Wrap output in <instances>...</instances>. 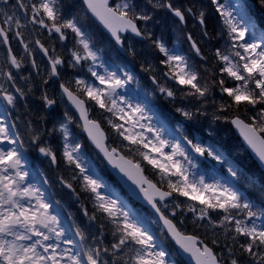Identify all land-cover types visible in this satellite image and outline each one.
I'll return each mask as SVG.
<instances>
[{"label":"snow or ice","instance_id":"obj_1","mask_svg":"<svg viewBox=\"0 0 264 264\" xmlns=\"http://www.w3.org/2000/svg\"><path fill=\"white\" fill-rule=\"evenodd\" d=\"M85 2L91 12L120 44H123L121 32L130 31L141 36L142 32L136 21L152 19L150 15L137 14L136 5L132 3V0H122L114 7L109 5V0H85ZM213 2L219 8L218 0H213ZM4 3H7V0H4ZM19 7L25 8L27 15V7L22 2L19 3ZM29 7L31 9V23L43 26L50 33L55 31L61 39L65 38L62 29H70L79 37L83 54L73 52L72 56L76 64L82 60H91L95 67H103V63L97 64L99 56L93 50L89 38L86 37L78 22L75 19H60L57 0H38L37 3H31ZM154 7H166L180 21L185 20V13L174 7L172 3L161 4L158 2ZM187 11L191 13L192 9ZM203 16L204 14L201 12V24L204 23ZM14 19L13 16L6 18V22L10 26L9 30H11ZM46 20L50 21L51 24L46 23ZM225 23L230 40L233 42L232 50L228 54H223L217 50L216 56L223 62L221 72L237 83L233 87H224V79L219 81L221 91L232 100L231 104L222 105L221 110L226 111L228 107L239 108L243 103L252 106L255 111L256 105H264V33L257 37L255 26L251 23L250 18L243 14L238 19H234L229 12L226 14ZM15 24L17 31L14 35L21 37L23 43L22 34L18 29L24 25H21L19 20H15ZM0 37H2L3 43H8V31L2 26H0ZM188 39L192 41V47L199 55L200 48L196 45L195 40L192 39L191 35ZM36 43L40 44V41L37 40ZM155 43L166 58L161 61L169 68V72L165 75H170L176 84L189 88L190 91L186 95L203 97L209 91L208 85L203 84L198 79V73L189 65L187 58L170 51L163 42L156 41ZM40 47L47 55L48 49L44 48L42 44ZM24 48L27 51L28 45L24 44ZM9 52H11L10 47ZM49 59L51 60L52 74L57 75V66L62 65L63 60L52 57ZM10 60L17 69L20 68L21 65L15 56H11ZM89 71L99 84L78 79L76 80V85L79 86L78 91L82 92L87 100L94 102L100 109L112 113L113 116L123 121V123H116L109 119L108 123L131 145H139L146 149L141 153L143 159L149 165L159 169L162 175L169 177L167 181L168 191L161 190L156 184L148 180L143 175L144 170L139 163L127 160L124 156L119 155L115 148L108 149L105 144L106 136L100 123L89 119L88 109L85 106L86 99L80 98L68 87L61 85L64 93L79 109L80 116L84 121L83 127L92 142L100 148L114 167L118 168L139 188L156 213L159 214L168 232L180 248L190 254L195 259L196 264H220L219 258L212 248L198 237L183 233L168 216L164 215L161 207L167 208V204L158 206L157 197L162 202L172 197L173 193H177L179 196L194 201L198 200L200 204L204 205L199 210L200 220L206 217L210 220V211L222 212L224 215L220 226L223 227L225 222L234 224L235 233L249 238V242L246 245H241V247L254 259L259 257L257 264H264V254L254 251V248H264V226L258 228L255 223L251 226L248 223L253 218L264 217V210L259 213L254 211L251 202L246 200L243 194L234 187L207 184L203 177L196 178L195 174L190 173L185 166H194L189 150L178 141L172 142L163 139L161 136L162 129H154L151 124L141 123L145 119V108L139 104H131L119 91L134 79L131 74L124 72V78H121L116 71H108L107 69H105V74H99L94 70V67H90ZM7 75L8 79L11 80L12 74L9 72ZM16 91L21 96L23 95L20 89H16ZM160 91L166 93L168 97L175 95L170 89L160 88ZM0 95L7 101L8 105L14 106L16 101L14 95L3 89H0ZM45 99L48 105L55 103L54 100L47 99V97ZM178 111L188 119H192L195 115L183 109H178ZM220 118L219 116L216 117V119ZM231 123L240 130L248 145L255 151L259 160L264 163V135H261L264 134V107H261L255 115L250 117L247 123L239 116L232 118ZM125 124L128 125L127 128ZM137 125L142 131H135ZM14 128L15 125H9L4 118L0 117V264H109L108 260L101 259V249H85L82 243L69 238L68 231L71 230V227L66 229L61 224L59 202L46 199L38 187L28 183L29 172L26 169L27 160L23 154V141L19 134L13 131ZM145 128L148 133L153 134L152 139L144 134L143 129ZM62 130L65 133V138H67V127L64 126ZM32 139L39 141L40 137L34 135ZM183 139L191 146V150L200 156L207 154L215 160H222V155L214 146L194 143L187 137H183ZM5 145H11V147H5ZM165 148H169L170 151L166 153ZM79 150V145L71 150L66 147L63 155L69 163L75 164L76 168L80 169L85 186L96 194L99 201L97 207L113 218L114 222L122 217V226H118L122 235L118 243L112 245L114 251H122L126 247L131 253V264H169L166 250L157 242L146 226L137 219H133L134 214H130V211H124L126 205L100 196L98 189L105 187V185L98 179H93L92 176L84 174L87 170L82 166L79 156L73 155V153H79ZM39 152L50 157L52 163L56 162V155L50 148L39 147ZM229 171L233 176L236 175V171L233 169L229 168ZM190 175L193 177L192 179H189ZM171 177L177 179L173 181ZM68 187L71 188V184ZM204 193H210V195L202 199ZM176 207L179 205L177 204ZM188 211L195 213L197 208L192 205L189 206ZM175 214V211L171 213L173 216ZM74 234L80 238L81 242L84 240V235L79 227L75 228ZM62 244L71 247H62ZM103 252L107 253L108 249H103ZM231 264H237V261L233 259Z\"/></svg>","mask_w":264,"mask_h":264},{"label":"trees","instance_id":"obj_2","mask_svg":"<svg viewBox=\"0 0 264 264\" xmlns=\"http://www.w3.org/2000/svg\"><path fill=\"white\" fill-rule=\"evenodd\" d=\"M112 1L122 2V0ZM219 1L226 2L225 0ZM238 1L244 2L248 8L247 14L255 26V34L264 33V0ZM37 2L38 0H30V3L25 5L27 7L26 15L19 7L17 0H7V3H4V0L0 1L2 25L7 29L10 27L6 18L12 16L13 11L17 12V20L20 24L24 25L18 29L22 34L23 43L21 37L16 40L13 37L15 19L11 24V30H8L11 48L21 64L19 70L12 71V81L15 87L23 92L21 98H17L15 101L14 106L8 107L10 124L15 125L13 131L18 133L23 141V152L25 157L29 158L28 170L34 175L39 173L43 176L49 187L46 189L47 198L59 202L61 224L73 228L79 227L84 235V240H88V242L96 240L97 246L102 250L107 248L108 252L104 254V257L109 261V264H131V253L126 247L122 251H114L112 248V245L117 244L122 235L118 230V226H122L121 223L118 219L114 222L113 218L97 207L98 202L90 189L85 186L79 168L64 158L61 126L67 127L71 143L80 146L81 152L96 168L102 179L108 184H118L90 147L77 118L60 94L61 85L64 84L80 98L86 99L83 93L78 91L79 86L76 85L78 78L90 79V77L85 70H80L71 55L79 48L75 33L70 29H63L67 36V44L62 45L48 29L31 23L29 6L31 3ZM158 2L161 4L172 3L174 7L181 9L185 13V24L182 25L174 19L166 7H154ZM57 3L60 19H75L85 32L86 37L89 38L93 50L97 51L105 61H111V63L124 67L125 71L134 77L130 81L132 86L144 90L162 115L169 118L170 124L180 126L184 136L193 140L194 143L214 146L222 155V160H219L218 163L214 162L218 165L220 172L230 175L232 173L229 168L236 171L235 188L243 194L246 200L251 202L254 211L259 213L264 210V173L245 150L230 124L231 119L235 116L248 122L249 118L264 105H256L255 111L252 106L243 103L239 108L228 107L226 111L221 110L222 105H229L232 100L221 91L219 81L224 79V87H233L237 82L221 72L223 62L216 56L217 50L223 54L230 53L233 43L229 37L225 18L217 11L216 3L213 0H151V2L150 0H132V3L136 5L137 14H147L152 17L147 21L151 36L147 38L146 42L132 39L131 42L126 41V54H122L116 49L111 40L91 19L81 0H57ZM188 9H192L191 13L187 11ZM201 12L204 14L203 24L200 23ZM138 22L141 23L142 20H138ZM48 23L51 24L50 21ZM189 35L200 48L199 55L192 47V41L188 39ZM37 40L48 49L50 57L63 60V64L57 66L58 80L52 77L48 63L38 52ZM156 41L163 42L169 50L176 51L187 58L189 65L198 73V79L208 85L209 91L203 97L186 95L190 91L189 88L183 85H173L166 79L165 73L169 72V68L161 63L166 58L156 46ZM24 44L28 45L27 51ZM0 47L2 55L5 57L3 67L12 70L8 64L7 50L1 40ZM4 78L5 83L10 85L6 74H4ZM163 83L174 88L173 100L166 97L167 95H160L155 91V87ZM45 97L55 101L51 110H48ZM86 103L90 116L99 121L105 130L109 146L120 150L125 156L139 163L150 180L161 189L168 191V179H162L157 168L143 162L139 156V150L134 149L133 145H124L120 141V135L112 130L108 123L112 116L111 113L100 109L90 100L86 99ZM178 109L195 115L192 119H188ZM218 116L221 118L216 119ZM34 135H39V141H33ZM39 147L50 148L55 153L56 167L50 157L39 152ZM200 166L204 170L211 169L202 162ZM61 180L71 184L73 192L63 189L60 184ZM173 194V200L167 203V208L162 207V210L177 223L182 232L198 237L212 248L221 264H231L233 259L237 261V264H257L259 257L254 259L241 247L249 242V238L235 233L234 224L225 222L223 227L220 226L224 215L222 212L210 211V220L207 217L200 220L198 207L202 204L179 196L177 193ZM133 204L139 206L134 202ZM177 204L179 207H176ZM192 205L196 206L197 212L188 211L189 206ZM173 211L176 213L175 216L171 215ZM85 212H87L86 217ZM157 230L161 235L166 252L174 259V263L186 264L179 257L176 248L161 227H158ZM254 251L264 254V248H254Z\"/></svg>","mask_w":264,"mask_h":264},{"label":"rangeland","instance_id":"obj_3","mask_svg":"<svg viewBox=\"0 0 264 264\" xmlns=\"http://www.w3.org/2000/svg\"><path fill=\"white\" fill-rule=\"evenodd\" d=\"M225 1L226 2L223 3V2L218 0L219 8L217 7V4H216L217 11L225 19H226V14L229 13V12L232 14V17L234 19H238L242 14L246 15L249 18V15L247 14L248 8L246 7L244 2L242 3V2H240L238 0H232V1L225 0ZM21 2L24 5L30 3V1L26 2L25 0H22ZM119 3H121V1H119ZM114 6L115 5H113V7ZM16 13H17L16 11L12 12V16L15 17V20L18 19V16L16 15ZM1 20H2V18L0 19V25H2ZM142 22H141L142 24L140 25V27L144 31V34H146V36L149 38L151 36V33L149 32V25H148L147 21H143L142 20ZM46 23H48L47 20H46ZM3 27L7 31L9 30V28L7 29L5 26H3ZM13 27L15 28V31H17L16 25H14ZM261 33L262 32H259L256 36L259 37ZM75 36H76V34H75ZM13 37H14L15 40H16V38H18L15 35H13ZM76 38H77L76 42L79 45V48H78V51H75V52H79V53L83 54L82 45L79 44V37L76 36ZM127 39H128L129 42H131V38H127ZM246 39H247V37H246ZM76 48H77V45H76ZM237 50H239V49H237ZM170 51L177 53L176 51H173V50H170ZM70 53H71V51H70ZM2 54H3V52H2V49L0 47V70L3 69V63L5 61V57ZM72 54L73 53H71V55ZM236 59H238V58H236ZM99 63H103L101 61L100 57H99V61H97V64H99ZM90 67H94V70L97 71L99 74H105V69H107L108 71H116L117 75H120L121 78H124L123 77L124 71L122 69H118L115 66H106L104 64H103V67H95L91 60H86V61L82 60L80 62L79 68H80L81 71L85 70V72L89 75L90 80H85V81H87L89 83H95L97 85L99 84V82L96 81L95 77H93L91 72L89 71ZM20 68H21V66H20ZM20 68H18L17 70H19ZM9 72L12 74L11 70H9L8 73ZM78 79H82V78L80 77ZM160 88H166V89H170L172 91L174 89V88L171 87V85H168L167 83L159 84L158 87H155V91L158 94H160V95L161 94L162 95H166V93H163V92L160 91ZM119 91L131 104H133V105L139 104L141 107L145 108V119H143L141 121V123H144L145 125L151 124L154 129H162L163 131L161 133V136H162L163 139L168 140V141H172V142H177L178 141L182 146H184L186 148V146L184 144V139H183V137H185V136H184L183 131L180 129L181 127L179 126L180 127L179 128L178 125H174V126L171 125L169 123V118L164 116V115H162V113L160 112L159 108L152 102L150 97L144 91H142L141 89H139L137 87L134 88L133 86H131V83H129V85L127 84L124 88L120 89ZM166 97H168V96H166ZM168 98L173 100L172 97H168ZM111 115H112L111 119L114 122L123 123V121H120L118 119V117L113 116L112 113H111ZM0 117L4 118L5 121L7 122V118L5 116V112H4V108H3V101L1 99H0ZM148 117H151V119H148ZM63 127L64 126H61V128H60L62 133H63V144H64V148L63 149L65 151V148L67 147L68 150H71L73 147H76V146H73V145L68 143L67 138H65V133L62 130ZM125 127L127 128L128 125L125 124ZM111 128H112V126H111ZM112 130L115 131V129H113V128H112ZM135 131L136 132H140V131H142V129L139 127V125H137ZM143 131H144V134L149 137V139L153 138V134L152 133H148L146 128L143 129ZM67 137H68V135H67ZM120 141L124 145L130 144V142L124 140L122 136H120ZM204 146H209V145H204ZM5 147H11V145H5ZM133 148L136 149V150H139L140 158L142 159L143 162L147 163V161L144 160L143 156L141 155V153L143 151H146V149H143V147L139 146V145H133ZM64 151H63V153H64ZM164 151L167 153V152L170 151V149L169 148H165ZM73 155H78L79 156L82 166L87 170L84 174L92 176L93 179H98L99 182H101L102 184L105 185V187H102V188L98 189V191L100 193V196L104 197L105 199H111L113 201H117L118 204L122 203V204L126 205V207L124 208V211H130V214H134L133 215V219H137L144 226H146L148 228V230L150 231V233L156 238L157 242L159 243L160 233L157 230V225H156L155 219L149 213H147V211L144 210L142 207H140V206L135 207L130 202V200H129V203L126 200H124L121 196H125L126 197V195H123L121 193V188L120 187H117V186L111 187L105 181H103L102 178L100 177V175L98 174V172L96 171L95 167H93L92 164H90L81 155L80 151H79V153H73ZM153 155H155V153H153ZM208 157L210 158V160L212 162H214V161H216L217 163L219 162V160H215L211 156H208ZM65 160L67 161L66 158H65ZM192 161H193V165L194 166H188V165H185V166H186V168H188L190 173H194L195 174L196 178L203 177L205 183H207V184H216V185H219V186H227V187H234L235 188L236 180H235L234 176L232 174H230V175L222 174L220 172L219 168H218V165H214L213 167H211V169L209 171L206 172V171H204L201 168V166L199 165V163L196 160H194L192 158ZM159 173H160V170H159ZM81 175L83 177V174H81ZM160 175H161L162 179L163 178L169 179V177L164 176L161 173H160ZM192 178L193 177L190 175L189 179H192ZM171 179L173 181H175L177 178H174V179L171 178ZM28 183L33 185L34 187H38L41 190V192L44 193L42 188H41V186H40V183H39V177H35L33 179V181H28ZM93 194H94V197H95L96 201L99 203V201L96 198V194L95 193H93ZM209 195H210V193H204V194H202L201 198L202 199L207 198ZM127 198H128V196H127ZM195 202L200 204V202L198 200H196ZM201 206H199L198 208L199 209L202 208ZM118 220H119V222L122 225V217L119 218ZM248 223H249V226H251L253 223H255L256 226L258 228H260L261 226H264V217H262L260 219L253 218ZM68 237L76 239L78 241V243H79V238L77 236H75L74 231H72V230L68 231ZM62 247H71V246L62 244ZM168 261H169V264H175L174 263V259L171 256H169V255H168Z\"/></svg>","mask_w":264,"mask_h":264},{"label":"water","instance_id":"obj_4","mask_svg":"<svg viewBox=\"0 0 264 264\" xmlns=\"http://www.w3.org/2000/svg\"><path fill=\"white\" fill-rule=\"evenodd\" d=\"M88 14L90 15V17L94 20V22H96V24L99 25V27L106 33V35L116 44L118 50H120V52H124V48H123V44H120L116 41L115 37L112 36L111 32L102 24V22L91 12V10L88 8V5L87 3L85 2V0H82ZM109 5H110V0H109ZM168 12H170L172 14V16L177 19L182 25L185 24V20L182 22L180 21V19L178 17H176L174 15V13L169 10L167 8ZM138 26V25H137ZM59 39H60V42L62 45H65L67 43V37L65 36L64 39H61L59 34L56 33L55 31H52ZM120 35L122 37H125L126 35H130L138 40H145V36L142 34L141 36H137L135 35L134 33L128 31V32H121ZM1 40H2V37H0ZM124 43V42H123ZM6 49H7V52H8V56H9V59L11 56H15L12 49H11V52H9V47H10V43H9V39H8V43H4ZM41 43L40 44H37L36 43V46H37V49L39 51V53L42 55V57L47 61V63L49 64L50 66V70H51V60L49 59L50 55H49V52L47 53V55L44 53V51L41 49L40 47ZM44 46V45H43ZM11 48V47H10ZM44 48H46L44 46ZM10 64H11V60H10ZM12 68L13 69H16V67L14 65H12ZM57 73H58V70H57ZM51 74H52V70H51ZM52 77L56 80L59 79V75H53L52 74ZM167 79L172 83V84H176V82L171 78L170 75H166ZM65 86V85H64ZM66 87V86H65ZM60 91H61V95L62 97L64 98L66 104L68 105V107L72 110V112L77 116L81 126H82V129H83V132L89 142V145L94 149L95 153L98 155V157L104 162V164L106 165L107 169L109 170V172L118 180V182L121 184V186L129 193L130 197L132 199H134L137 203L141 204L143 207H145L154 217L155 219L162 225L164 231L167 233L168 237L170 238L171 242L174 244V246L176 247V250L178 251V254L180 255V257L187 263V264H196V261L195 259L188 253L184 252L183 249L180 248V246L175 242V240L172 238L171 234L168 232L167 228L165 227L163 221L160 219V216L158 213H156L155 209L152 207V205L148 202V200L144 197L143 193L140 192L139 188L132 183L131 180H129L123 173H121L119 171L118 168L114 167L113 164H111L107 157H105L104 153L100 150V148H98L91 140V138L88 136V133L87 131L84 129L83 127V124H84V121L83 119L81 118L80 116V111L79 109H77V107L74 105V103L68 98V96L64 93L62 87L60 88ZM87 107V104L85 105ZM52 106L50 105L48 109H51ZM88 109V108H87ZM88 116H89V119L92 120L90 118V114H89V111H88ZM242 119V118H241ZM244 120V119H243ZM245 121V120H244ZM98 122V121H97ZM246 122V121H245ZM99 123V122H98ZM247 123V122H246ZM230 124H231V128L233 129L234 133L236 134V136L239 138V140L241 141L243 147L245 148V150L250 154V156L252 157V159L256 162V164L259 166V168L261 169V171L264 173V163H262L257 154L255 153V151L248 145L247 141L244 139L243 135L241 134L240 130L234 125L231 123L230 121ZM101 125V124H100ZM102 128V126H101ZM102 130L104 131V129L102 128ZM105 133V136H106V140H105V144L106 146L108 147L109 150H111L112 148H110L108 145H107V141H108V138H107V134L106 132L104 131ZM262 135V134H261ZM185 144L186 146L188 147L189 151L192 153V155L198 159H200L201 161L205 162L206 164H211L210 160L206 157V155L204 156H200L198 153H195L194 151L191 150V146L187 144V141L185 140ZM116 149V148H115ZM117 150V153L119 155H122L124 156L118 149ZM125 157V156H124ZM126 158V157H125ZM127 160H130L128 158H126ZM133 162V161H132ZM134 163V162H133ZM143 175L146 177V175L144 174L143 172ZM148 179V178H147ZM149 180V179H148ZM63 187L67 190V191H71L72 190V187L69 188L68 187V184H66L65 182L61 181ZM153 183V182H152ZM145 187H147V185H145ZM158 187V186H157ZM161 189V188H160ZM163 190V189H161ZM166 191V190H164ZM173 198L172 197H169L167 198L166 200L160 202L159 201V198L157 197V201L158 203H163V202H166V201H169ZM165 215V214H164ZM170 219V218H169ZM173 221V220H172ZM174 222V221H173ZM175 223V222H174ZM176 224V223H175ZM177 225V224H176ZM178 227V226H177ZM179 228V227H178Z\"/></svg>","mask_w":264,"mask_h":264},{"label":"flooded vegetation","instance_id":"obj_5","mask_svg":"<svg viewBox=\"0 0 264 264\" xmlns=\"http://www.w3.org/2000/svg\"><path fill=\"white\" fill-rule=\"evenodd\" d=\"M25 1H28V0H25ZM23 11L25 12V9ZM10 83H11L10 85H8L7 83H4L3 82V76L2 75L0 76V85H1L0 89L8 90V91H14V93L11 92L10 94H12V95H14L16 97V94L19 95V92L16 91L17 88L15 87L14 83L12 81H10ZM95 248H98V247H95Z\"/></svg>","mask_w":264,"mask_h":264}]
</instances>
